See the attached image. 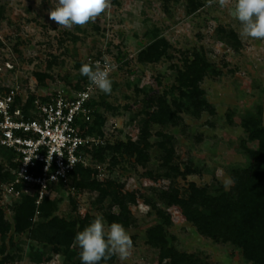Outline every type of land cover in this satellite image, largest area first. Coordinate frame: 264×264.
I'll return each mask as SVG.
<instances>
[{
	"label": "rangeland",
	"instance_id": "obj_1",
	"mask_svg": "<svg viewBox=\"0 0 264 264\" xmlns=\"http://www.w3.org/2000/svg\"><path fill=\"white\" fill-rule=\"evenodd\" d=\"M37 2L0 0V92L18 87L29 99L58 88L74 90L87 78L80 74L82 64L106 62L114 83L111 94L98 90L96 96L104 120L100 137L111 145L129 140L148 145L145 161L111 149L91 157L88 182L101 189L55 187L46 196L55 203L54 216L76 227L87 216H103L110 225L108 215L120 213L117 193L127 198L130 217L124 226L134 246L126 261L114 256L108 264H160L161 251L149 242V230L157 225L169 246L193 255L197 264H254L245 248L202 234L166 199L169 192L188 198L193 187L210 194L232 191L234 174L250 165L248 151L258 147L246 123L256 118L264 126V40L239 35L235 0L224 7L218 0H111L94 22L70 30L49 19L54 0ZM158 39L169 43L166 54L141 61L140 52ZM196 53L208 64L201 82L206 105L184 111L174 102L181 98L179 71ZM162 99L175 120L153 119ZM8 153L0 148L1 175H12ZM6 179L0 176V208L11 228L0 235V264L81 262L75 241L65 247L47 240V229L38 225L51 217L39 211L30 229L15 231V210L26 194L8 193Z\"/></svg>",
	"mask_w": 264,
	"mask_h": 264
},
{
	"label": "trees",
	"instance_id": "obj_2",
	"mask_svg": "<svg viewBox=\"0 0 264 264\" xmlns=\"http://www.w3.org/2000/svg\"><path fill=\"white\" fill-rule=\"evenodd\" d=\"M168 48L169 43L165 39L155 40L140 52L139 59L145 62L159 61ZM207 68L206 60L197 53L193 60H186L184 69L179 71L181 98L179 101H174L178 109L199 112L206 105L201 82L206 75ZM88 81L86 78L85 82H78L74 85V89H82ZM33 99L34 96L30 97L28 102L30 103ZM92 105L95 108L94 120L90 124H85L84 130L88 134L102 136L104 120L97 110L98 100L94 99ZM153 115V119L160 123L176 119L175 111L165 99L161 100L159 110ZM246 127L250 132V139L257 141L258 147L248 151L252 158L250 165L234 174L235 185L232 191L221 190L216 194H210L205 189L193 187L188 198H182L175 192H169L166 193V199L169 205H179L185 217L194 222L202 234L215 240H231L245 248L249 260L254 264H264V126L260 120L250 118ZM147 146L142 147L139 142L132 140L127 143L118 142L115 145L105 142L95 146L90 152L94 157L103 155L111 149L119 154H136L139 161H145ZM8 154L12 158L11 153ZM168 161L169 159H166L167 164ZM11 164L13 166V163ZM91 173L92 169L89 166L78 165L73 173L71 185L78 190H100V184L88 182ZM0 176L3 179L7 178L6 180L12 178L8 172L2 175L0 173ZM119 195L114 193V199L120 206V213H110L108 220L110 223L118 221L126 225L129 221L130 210L126 196ZM36 199V196L25 195L17 204L14 215V227L17 233L30 229L34 224L36 212L39 211L42 217H51L48 222H41L38 225L47 229L45 235L47 240L56 242L58 246L69 247L75 241L76 233L92 221L91 217L87 216L80 222L79 227H76V222H67L54 216L55 203L49 197H45L39 205ZM161 215L166 216L162 212ZM10 228L11 224L5 219L4 211L0 208V235L5 237ZM149 242L160 249V264H197L193 255L180 253L174 247L169 246L162 225L149 230ZM113 257L101 261V264H108Z\"/></svg>",
	"mask_w": 264,
	"mask_h": 264
},
{
	"label": "built area",
	"instance_id": "obj_3",
	"mask_svg": "<svg viewBox=\"0 0 264 264\" xmlns=\"http://www.w3.org/2000/svg\"><path fill=\"white\" fill-rule=\"evenodd\" d=\"M98 90L88 81L80 90L58 88L30 103L18 87L0 92V148L13 163L8 193L36 196L39 205L55 187L72 184L78 165H90V150L105 143L84 130L94 120Z\"/></svg>",
	"mask_w": 264,
	"mask_h": 264
},
{
	"label": "clouds",
	"instance_id": "obj_4",
	"mask_svg": "<svg viewBox=\"0 0 264 264\" xmlns=\"http://www.w3.org/2000/svg\"><path fill=\"white\" fill-rule=\"evenodd\" d=\"M41 2L38 0L37 3ZM218 3L224 7L226 0H218ZM51 4L49 19L70 30L74 25L94 22L110 7L111 0H54ZM232 15L241 25L239 35L242 38L264 40V0H235ZM79 71L91 85L106 95L111 94L114 81L112 69L107 64L102 67L99 62L84 63ZM74 240L80 250L81 264H101L113 256L126 261L134 246L131 233L123 223L116 221L107 225L103 216H97L78 231Z\"/></svg>",
	"mask_w": 264,
	"mask_h": 264
}]
</instances>
